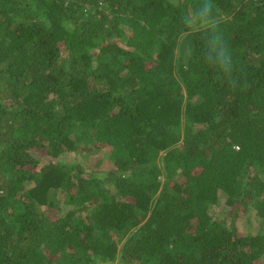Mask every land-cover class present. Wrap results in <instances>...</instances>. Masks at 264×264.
I'll return each mask as SVG.
<instances>
[{"label":"trees","instance_id":"trees-1","mask_svg":"<svg viewBox=\"0 0 264 264\" xmlns=\"http://www.w3.org/2000/svg\"><path fill=\"white\" fill-rule=\"evenodd\" d=\"M201 3L0 0V264H264V0H212L234 87Z\"/></svg>","mask_w":264,"mask_h":264},{"label":"clouds","instance_id":"clouds-1","mask_svg":"<svg viewBox=\"0 0 264 264\" xmlns=\"http://www.w3.org/2000/svg\"><path fill=\"white\" fill-rule=\"evenodd\" d=\"M193 21L200 26L199 30L205 37L203 41L204 62L217 69L218 73L226 79H230L231 85L234 87L236 81L231 78L233 70L232 53L214 19L212 0H202L197 10L182 17L184 26L190 31L193 30Z\"/></svg>","mask_w":264,"mask_h":264},{"label":"rangeland","instance_id":"rangeland-1","mask_svg":"<svg viewBox=\"0 0 264 264\" xmlns=\"http://www.w3.org/2000/svg\"><path fill=\"white\" fill-rule=\"evenodd\" d=\"M79 155H81V154H79ZM74 157H75V154H74ZM250 217H252V218H250ZM248 218H250L251 220H254V222L259 221V218L257 217L256 214H253V215L252 214L251 215H244L242 217L241 216H238L236 220H237V223H238L240 229H242V230H247L248 229L247 227H248L249 224L246 221V219H248Z\"/></svg>","mask_w":264,"mask_h":264}]
</instances>
